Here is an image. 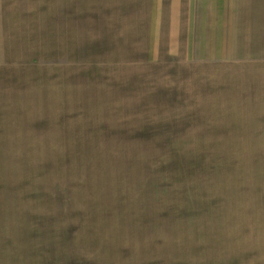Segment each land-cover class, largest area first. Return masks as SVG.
<instances>
[{
	"label": "rangeland",
	"instance_id": "374dc122",
	"mask_svg": "<svg viewBox=\"0 0 264 264\" xmlns=\"http://www.w3.org/2000/svg\"><path fill=\"white\" fill-rule=\"evenodd\" d=\"M198 3L0 0V264H264V0Z\"/></svg>",
	"mask_w": 264,
	"mask_h": 264
},
{
	"label": "crops",
	"instance_id": "0c3cea01",
	"mask_svg": "<svg viewBox=\"0 0 264 264\" xmlns=\"http://www.w3.org/2000/svg\"><path fill=\"white\" fill-rule=\"evenodd\" d=\"M213 0H211V2H212ZM198 5H199V7H200V9L203 11V9L204 10H207L206 8H204V7H206V6H209L208 5V0H198ZM211 2H210V12L212 11V18H213V22H214V20H216V18L217 17H219L220 18V20H219V22H217V23H219V25H220V27H219V30L220 31H223L224 30V27L222 26V24L224 23V14H223V16H217L218 14L216 13V16L214 15V10L215 9H217L216 7H217V3H218V0L216 1V3L215 4H213V7H212V4H211ZM222 2V1H221ZM218 8L219 9H223V6H222V4H219L218 5ZM213 9V10H212ZM222 11V10H221ZM156 17H157V19H159V12L158 13H156ZM165 22V24L164 25H162L161 27V29H160V31H162V32H168V31H170L169 30V23L167 22V21H164ZM201 24L203 25V23H202V18H201ZM178 31H180V29H177ZM180 33V32H179ZM218 44H220V41L218 42Z\"/></svg>",
	"mask_w": 264,
	"mask_h": 264
}]
</instances>
